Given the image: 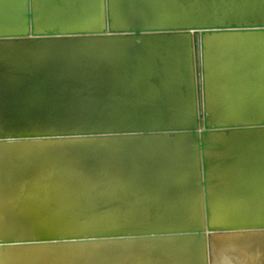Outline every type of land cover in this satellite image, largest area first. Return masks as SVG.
<instances>
[{
	"label": "water",
	"instance_id": "1",
	"mask_svg": "<svg viewBox=\"0 0 264 264\" xmlns=\"http://www.w3.org/2000/svg\"><path fill=\"white\" fill-rule=\"evenodd\" d=\"M219 1L225 9L213 17L195 19L193 16L177 22L153 21L116 27L105 23L100 29L64 31L54 28L35 32L32 0H24L25 11L20 15L26 30L0 33V96L5 99L0 105V117H4L0 123V148L45 152L43 155L49 156L42 159L39 169L47 168L49 176L55 178L56 174L70 175L65 171L75 166L73 158L76 151L105 153L107 156H102V159L106 158L103 162L108 167L111 168L114 163L111 160L115 157L122 166L121 171H133L140 169L154 144L162 142L164 146H170L171 153L176 151V142H188L191 165L187 171L194 178L191 187L195 196L190 219L186 214L177 215L179 210L170 207L172 212L165 208L168 214L163 218L167 220L155 221L153 216L156 213L151 206V221L141 226L117 222L103 228H69L17 237L0 232V264L6 263L8 250L19 247L71 249L153 244L161 248L171 243L178 248L177 243L181 241H194L197 246L193 255L200 260V264H212L214 241L227 237L242 243L257 239V243L258 238H264V218L215 223L210 219L207 172L213 161L206 156L208 137L218 134L227 138L245 133L261 135L264 142V114L219 119L207 111L206 100L203 102L206 81L213 72L204 61L205 51L213 50L216 43L222 40L229 42L226 46L233 51V55L240 52L234 51L235 38L241 42H252L255 45L246 47L245 52L241 50L240 61L236 58L231 60L232 67L243 62L248 75L260 70L253 62V57L259 56L254 47L260 46V54L264 55V0ZM164 62L167 65H163ZM174 62L180 67L173 69ZM174 74L183 78L178 81L179 88L170 89L175 92L181 90L184 98L188 97L187 112L162 103L158 105L162 119L156 123L131 117H126L121 123L107 119L109 115L113 116L115 109L110 108L111 105H134L142 98L139 95L141 90H156L158 95L168 96L167 93L163 95L165 91L161 85ZM25 92L32 98L38 95L54 100L64 95L80 105H89L88 110L69 113L70 117L66 119H78L81 114L82 118H88L84 124H69L58 119L42 122L41 117L34 118L32 122L29 117L31 111L46 110L55 103L40 98L38 103L30 100V104L24 106L20 102L22 98L26 99ZM148 98L156 106L153 98ZM26 111L29 112L27 116L18 114ZM17 115L27 120L18 123L15 120ZM173 117L180 121H173ZM231 156L219 158L217 164L229 162L233 158ZM172 193L180 194V191L170 192L169 189L165 195L168 197ZM181 216L184 218L176 221ZM169 218L170 221L176 220L170 222Z\"/></svg>",
	"mask_w": 264,
	"mask_h": 264
},
{
	"label": "bare ground",
	"instance_id": "2",
	"mask_svg": "<svg viewBox=\"0 0 264 264\" xmlns=\"http://www.w3.org/2000/svg\"><path fill=\"white\" fill-rule=\"evenodd\" d=\"M32 6L35 32L54 28L64 31L100 29L105 23H110L111 26L116 27L124 24H141L153 21L157 23H165L168 20L177 22L189 20L193 16L195 19L201 16H218L220 11L225 9L219 0H32ZM23 11H25L24 0H0V33L26 30L24 20L21 19L20 15ZM233 41L234 51L245 52L246 47L255 45L252 42H246V40L241 42L237 38ZM216 44L217 46L213 50L205 51L204 57L206 65L213 70L206 81V95L203 97V102L206 100L207 111L219 119L247 118L264 114V55L260 54L262 48L255 46L254 52L259 56L253 57V62L258 65L260 70L255 74L248 75L247 69L243 67V62L236 64L235 68L231 65L232 58L240 61V52L231 55L233 51L226 46L229 44L228 41L221 40ZM166 63L164 62L163 65H167ZM172 67L176 69L180 66L174 62ZM181 78L183 77L174 74L169 77V80L162 82L161 86L165 91L163 95L168 94V96L165 94L166 97L158 95L156 90H141L139 95L142 98L138 99L136 104L126 106V104L118 103L111 105L110 108H115L112 109L113 116L109 115L112 118L108 117L107 119H110L111 122L121 123L126 117H131V119H140L143 122L156 123L162 119L158 112V105L162 103L172 105L181 112L183 110L187 112L188 97L184 98V95L180 93L181 90H178L179 93L171 90L179 88L178 81ZM3 86L6 88L5 85ZM149 88L153 87L149 86ZM3 93L6 95V91ZM239 94L241 96L238 99ZM37 96L32 98L31 94L25 92L26 99L23 100L22 98L20 103L24 106L30 104L31 101L38 103L41 96ZM148 96L153 98L156 106L151 104V98ZM15 99L18 100V98ZM41 100L53 101L55 104L48 106V108L44 106L46 110L34 109L31 111L29 117L32 118L30 119L32 122H34V118L41 117L43 118L41 119L42 122L58 119V121H67L69 124H84L88 117L82 118L83 114L79 115L78 119L72 117L71 120H67L66 118L70 117L69 113L83 112L81 109L88 110V107H91L80 105V103H76L72 98L64 95L57 100L43 98ZM141 100L144 102L141 103ZM2 101L5 102V99L1 97L0 105L3 103ZM119 108L120 110H118ZM28 113L26 111L18 114L27 116ZM19 115L15 119L18 123L27 120L23 117L20 118ZM37 115L39 117H36ZM56 115L59 118H55ZM3 118L0 117V123ZM173 118V121H180L177 117ZM154 145L153 150L142 161L139 170L121 171L122 166L115 157L111 160L114 163L111 164L110 168L105 164L106 162H103L106 158L102 159V156H107L105 153V155H100L93 151L94 154H89L91 151H76L73 158L76 161L75 166L72 165L65 171V174L70 175L66 177L62 174L60 176L56 174L55 178L49 176L47 168L39 169L42 159L49 156L43 155L45 152L42 154L41 151L35 152L31 149L0 148V232L6 236L17 237L69 228H103L113 226L117 222H124L130 226H141L144 225V222L151 221L150 217L153 213H156L153 216L155 221L167 220L163 218L168 214V210L165 208L170 210V207L179 210L180 213L178 212L177 215L186 214L189 216L193 211L192 199L194 201L195 196L191 187L194 178L187 171V167L190 169L191 165L188 153L189 144L183 141L176 142L174 153H169L170 146H164L162 142ZM174 154L176 157H173ZM231 155L233 158L229 162L217 164L219 158L222 159V157H230ZM206 156L213 161L207 172L210 212L213 197L214 200L224 199L225 202L226 199L229 198L228 201H230L231 198L233 204L230 202L229 204L231 206L236 204L234 208L238 205V208L240 206L241 209L248 210L247 216L251 214L253 216L251 219L264 218L263 137L245 133L233 134L227 138L218 134L210 135L206 141ZM38 170L39 172H37ZM216 177L218 179L214 181ZM167 183H170V186H167ZM216 185L217 190L214 187ZM168 188L170 192L179 189L180 194L172 193L166 197ZM212 189L216 190L215 193ZM220 200L218 203L215 200L216 202H212V204L219 205L220 203V206H223L225 202L223 201L224 204H221ZM151 206H154V212ZM217 206H215L216 209H218ZM222 206L221 208H223ZM225 207L229 206L226 205ZM219 210L222 209L219 208ZM230 210H233V207ZM237 210L235 213H230L227 210L229 214L227 212L226 215L230 216L227 218L231 221L235 218V221H238L236 220L238 218L236 213L240 209ZM172 211L171 209L169 212ZM218 211H215L216 214L214 211V213L212 212L214 216L219 214ZM244 212L246 213V211ZM159 213H163V215L159 216ZM230 214H236V216L231 219ZM241 214L239 211L238 215ZM226 215L224 216L226 217ZM214 216L211 220L215 219ZM218 216L220 219L224 218L221 213ZM244 217L246 218V215ZM244 217L243 219L247 220ZM183 218L184 216H181L177 220H173L180 221ZM216 218V222H218L219 218ZM187 219H190V216ZM225 240L227 238L223 241ZM229 241L231 242V238ZM225 242L227 243V241ZM178 243V248H174L171 243L161 248L155 247L153 244H123L121 246L114 244L104 247L84 246L71 249L19 247L8 250L5 264H200V260L196 258L195 254L193 255L197 246L194 241ZM218 243L221 244L222 242L218 241ZM245 243L241 248L245 247ZM232 244L239 246L242 242L241 244L238 242L239 245L237 242ZM232 244L228 242V247L225 246V249V244H223L224 252L232 250L233 255L235 248L230 249L229 247ZM250 245L247 244L246 248L252 246ZM257 245L259 246V244ZM217 246V250H220L219 245ZM258 246L257 248L255 245L253 247L259 252ZM227 248L230 251L226 250ZM250 249L252 247L246 250L250 252ZM237 250L240 249L237 247ZM220 252L218 254L222 253L221 258L223 256H225L224 258L230 257L227 253H225L227 254L226 257L224 252ZM260 252L263 251L260 250ZM253 253L251 254L256 256ZM263 253L262 257L264 256ZM237 254L244 255V253ZM245 254L249 255V253ZM238 255L232 256L229 260L238 258L237 261H243V257L239 256V259ZM261 256H258L257 259ZM248 257L250 256H245L247 260L245 259L246 262H244L246 264L249 263ZM213 259H216L214 255ZM249 260L250 264H254L256 261V263L260 262L256 258L252 259L253 261L256 260L252 263L251 258ZM221 261L219 259L217 262ZM223 261H227V264L230 262L225 261V259ZM261 261L264 264V259Z\"/></svg>",
	"mask_w": 264,
	"mask_h": 264
},
{
	"label": "rangeland",
	"instance_id": "3",
	"mask_svg": "<svg viewBox=\"0 0 264 264\" xmlns=\"http://www.w3.org/2000/svg\"><path fill=\"white\" fill-rule=\"evenodd\" d=\"M217 177H218V176H217ZM217 177L214 178V181H216V180L218 179ZM214 187H215V189H216V188H217V185L214 186ZM215 189H212L213 193H215V191L217 190V189H216V190H215ZM225 196H226V195H225ZM225 196H224V198H225ZM226 197H227V196H226ZM215 198H217V197H215ZM213 200H214V197H213V199L211 200V207H212V208H211V216H212L211 218H213L214 214H216V212L219 210V208L222 209L223 211H222V210H219V211H221V212L218 211V213H219L218 215H220V213H221V214H223V217L225 218V219L223 218V219L225 220V221H224L223 219H220V218H219L220 216L215 215V216H214L215 219H213V220H214V223L217 221V218H216V217L219 218V219H218V222H219V221H220V222H229V220H230V219H229L230 216L226 215L227 212H228V214H229V211H230V213H235L236 210H237V208H238V205L236 206V208H234L236 204H234V206H233V205L231 206V204H229V202L232 203V201H231L232 199H231V198H230V201H228L229 198L226 199L228 202H227V201L225 202L224 199H222V200H220V199H215L217 202H216L215 200H214V201H213ZM219 200H220L221 204H224V202H225V204H224L223 206L221 205L223 208H224L226 205L229 206V207H227V208L225 207V208H226L227 210H229V211H227L225 208H224L225 210H224L223 208H221L220 203H219V205L216 204V203L219 202ZM223 201H224V202H223ZM212 202H216V203H213V204H212ZM222 202H223V203H222ZM226 203H227V204H226ZM232 204H233V203H232ZM212 205H215V206L218 205V206H217L218 209H216L215 206L213 207ZM230 206H231V207H230ZM232 207H233V210H230V209H232ZM213 208H214V210H212ZM215 209H216V210H215ZM234 209H235V210H234ZM239 209H240V210H239ZM238 210L240 211V214H241V211H243L242 214L240 215V216H242V217H240V216L238 215V213H239ZM238 210H237L238 213H236L237 216H238V218H236V220H239V218H240V220H244L243 217H244L245 215H246L247 220L249 219V217H250V219H251V216H252L251 214H250L249 216H247V214H248L247 211H248V210H245V209H243V208L241 209L240 206H239ZM213 211H214V212L216 211V212L214 213ZM232 211H233V212H232ZM244 211H246V213H245ZM212 212H213L214 214H213ZM224 212H225V214H224ZM248 212H249V211H248ZM244 213H245V214H244ZM212 214H213V215H212ZM236 214H230V215H231V219H233V218L236 216ZM224 215H226V217H225ZM227 216H228L229 218H227ZM221 217H222V215H221ZM232 217H233V218H232ZM252 217H253V216H252ZM211 218H210V219H211ZM226 218H227V219H226ZM244 218H245V217H244ZM246 218H245V219H246ZM253 219H254V218H253ZM213 220H211V221L213 222ZM226 220H227V221H226ZM230 221H231V220H230ZM233 221H235V218H234ZM225 238H227V237H225ZM225 238H224V239H225ZM224 239L222 238V241H221L220 239H219V240H216L217 242H215V243L213 244V245H214V248H213V255H214V257L216 258V259H213V257H212V263H213V264H215V262H217L219 259L222 260V261H223V259H225V261L228 260V262H229V261H230L229 259L232 258V256L234 257V256L238 255L237 253H239V254H240V253H244L243 256H241L242 254L237 256V257L241 256V258L243 257L244 260L242 259L243 261H239V260L237 261L238 258L236 259V257H235L236 260L231 259L232 262L230 261L229 264H230V263H232V264H235V263H236V264H237V263H238V264H242L244 261L246 262V260H247V259L245 258V256H246V257H247V256H250V257H248V261H249L248 264H250V260H249V258H251V263L254 262V261H256V260H260V262L258 261V263H256V262H257V261H256V262H255L256 264H259V263L262 264V263H263V262H262L263 260L261 261V259H264V258L261 256V257H260L261 259H260V258L257 259V257L260 256V254L262 253V252H260V250L264 252V250H263L264 246H261L262 244L260 245V243H259V242L264 243V241L262 242V240H263L264 238H263V239H260V238H259L260 241H259L258 243H256V240H257V239H254L255 241H253V242H246V243L243 242L242 244H241V242H239V244H241V245H239L238 242H237V244H238L240 247L237 246L236 244H235V245L232 244V243H236V242H234V241L232 242L233 239H231V242H230V241H229V238H227V240H225V241H227V243L229 242V243H231V244L233 245V246H232V245L229 246L230 249L235 248V250L233 249V251H234V252H233V255H232V253H231L232 250L230 251L229 248H227L226 250H229L230 252H228V251H227V252H224V250H223V248H222L223 244H225V245H224V249H225L226 247H228V245H230V244L227 245V243H226L225 241H223ZM259 239H258V240H259ZM218 241H220V243H221V242H222V243L224 242V243H223V244L221 243V244H222V245H221V244L218 243ZM254 242H255V243H254ZM217 243H218V244H217ZM244 243H245V247H244V248H241V246H242V247L244 246ZM252 243H253V244H252ZM247 244H249V245L251 244V245H252V246L250 245V246L252 247V249H250V252H248L247 250H249V248H251V247L248 246L249 248H248V247L246 248V245H247ZM256 244H259V246H258V245H257V246L259 247L258 250H259L260 253L256 250V248H257ZM215 245H216V246H215ZM217 245H219V247L222 249L221 252H224L223 254L227 253L228 255H230V257H229V256L227 257V254H225L226 257H227L228 259H227V258H224L225 256H223V258H221V256H222V253L220 252L221 249L219 248L220 250H217V249H218V246H217ZM254 245H255L256 248L253 247ZM225 246H226V247H225ZM260 246H261V248H260ZM215 247H216V249H215ZM237 247H238V249H240L241 251H242L243 249H245V248H246L247 250L245 249V250H243V251L241 252L240 250H239V251L237 250ZM253 248H254L255 250H254ZM252 250L256 251V252H257V255H258V253H259V255H258V256H255V255L253 256L251 253H253L254 251H252ZM215 251H217V252H215ZM245 251H247V252H245ZM214 252H215V254H214ZM218 252L221 253V254H220L221 256L218 254ZM236 252H237V253H236ZM256 252H254L253 254H256ZM230 253H231V254H230ZM245 253H249V255H248V254H245ZM250 254L252 255V257H251ZM216 255H219V256L216 257ZM231 255H232V256H231ZM263 255H264V254H263ZM218 257H220V258H218ZM253 257H254V258H253ZM255 258H256V260L253 261L252 259H255ZM239 259H240V257H239ZM245 259H246V260H245ZM222 261H221V262H217L216 264H218V263H223V264H225V263L227 262V261H226V262H224V261L222 262ZM233 261H234V262H233ZM240 262H241V263H240ZM245 262H244V263H245ZM244 263H243V264H244ZM255 263H254V264H255ZM226 264H227V263H226ZM245 264H246V263H245Z\"/></svg>",
	"mask_w": 264,
	"mask_h": 264
}]
</instances>
